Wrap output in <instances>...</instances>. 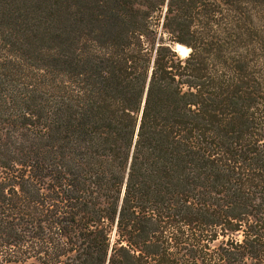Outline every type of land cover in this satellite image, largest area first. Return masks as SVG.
I'll return each instance as SVG.
<instances>
[{
  "label": "trees",
  "instance_id": "obj_1",
  "mask_svg": "<svg viewBox=\"0 0 264 264\" xmlns=\"http://www.w3.org/2000/svg\"><path fill=\"white\" fill-rule=\"evenodd\" d=\"M28 261L264 264V0H0V264Z\"/></svg>",
  "mask_w": 264,
  "mask_h": 264
},
{
  "label": "rangeland",
  "instance_id": "obj_2",
  "mask_svg": "<svg viewBox=\"0 0 264 264\" xmlns=\"http://www.w3.org/2000/svg\"><path fill=\"white\" fill-rule=\"evenodd\" d=\"M176 49H177V47H176ZM179 52L181 55L185 56V54L187 55L189 51H185V53H181V51H179ZM6 264H35V263L33 261H28L26 263H6Z\"/></svg>",
  "mask_w": 264,
  "mask_h": 264
},
{
  "label": "bare ground",
  "instance_id": "obj_3",
  "mask_svg": "<svg viewBox=\"0 0 264 264\" xmlns=\"http://www.w3.org/2000/svg\"><path fill=\"white\" fill-rule=\"evenodd\" d=\"M177 50L181 51V53H185V51H189L186 46L183 47L181 45H177ZM186 55V54H185Z\"/></svg>",
  "mask_w": 264,
  "mask_h": 264
},
{
  "label": "water",
  "instance_id": "obj_4",
  "mask_svg": "<svg viewBox=\"0 0 264 264\" xmlns=\"http://www.w3.org/2000/svg\"><path fill=\"white\" fill-rule=\"evenodd\" d=\"M177 47V46H176Z\"/></svg>",
  "mask_w": 264,
  "mask_h": 264
}]
</instances>
